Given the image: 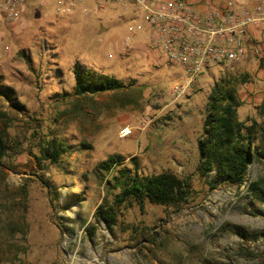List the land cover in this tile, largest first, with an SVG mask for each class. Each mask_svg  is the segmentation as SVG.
<instances>
[{
	"label": "rangeland",
	"instance_id": "obj_1",
	"mask_svg": "<svg viewBox=\"0 0 264 264\" xmlns=\"http://www.w3.org/2000/svg\"><path fill=\"white\" fill-rule=\"evenodd\" d=\"M84 5L87 16H61L48 4L0 23V134L8 146L0 162V264H263L264 217L249 204L248 186L264 179V155L243 183L210 189L197 171V141L216 85L237 92L240 121L256 123L259 135L264 129V25L256 32L258 55L231 68L210 66L174 97L171 88L186 75L143 39H124L134 13ZM75 62L123 87L76 96ZM258 134L255 146L264 150ZM49 138L66 146L53 165L40 159ZM111 155L121 164L102 172L97 164ZM119 170L138 177L171 172L187 182L186 201L115 206V179L125 178ZM99 205L113 208L114 225L95 220ZM226 225L251 236L221 229Z\"/></svg>",
	"mask_w": 264,
	"mask_h": 264
},
{
	"label": "built area",
	"instance_id": "obj_2",
	"mask_svg": "<svg viewBox=\"0 0 264 264\" xmlns=\"http://www.w3.org/2000/svg\"><path fill=\"white\" fill-rule=\"evenodd\" d=\"M85 0H0V23H16L31 8L52 4L58 15L79 10L86 16ZM99 9L110 3L131 11L124 39L142 38L148 50L157 49L183 69L186 79L171 88L174 97L188 92L210 66L231 68L248 54L258 55L257 30L264 25V0H91ZM35 6V7H34ZM139 12V16H136ZM130 134L128 128L120 137ZM78 256L73 254L72 262ZM76 261V262H74Z\"/></svg>",
	"mask_w": 264,
	"mask_h": 264
},
{
	"label": "trees",
	"instance_id": "obj_3",
	"mask_svg": "<svg viewBox=\"0 0 264 264\" xmlns=\"http://www.w3.org/2000/svg\"><path fill=\"white\" fill-rule=\"evenodd\" d=\"M73 93L79 97L98 95L108 91H116L123 84L106 75L85 68L78 62L72 67ZM247 76L244 77L246 80ZM242 105L237 92L224 84L216 85L209 96L206 115L203 123V133L197 141L198 164L197 171L206 177V184L210 189L219 185L241 184L249 165L264 155L261 147L255 146L257 138L256 123L247 125L238 118V108ZM264 117V107L261 110ZM264 146V129L258 134ZM8 150L5 138L0 134V162L6 157ZM66 151L63 142L49 138L44 141L40 149V159L56 164L60 156ZM40 160V161H41ZM121 157L111 155L97 164L102 172L109 173L121 164ZM119 175L125 177L122 181L115 179L116 187L120 189L114 199L115 206H120L125 200L131 199L141 206L144 201L160 206H179L186 201L187 182L180 180L171 172H163L145 177L136 174L129 176L125 171L119 170ZM207 177H210L207 180ZM249 204L254 213L264 217V179L258 178L248 186ZM113 208L99 205L96 208L95 220L107 226L115 223ZM223 230H230L233 234L247 239L251 234L240 226L226 225ZM264 238V232L260 233ZM264 264V262H263Z\"/></svg>",
	"mask_w": 264,
	"mask_h": 264
},
{
	"label": "bare ground",
	"instance_id": "obj_4",
	"mask_svg": "<svg viewBox=\"0 0 264 264\" xmlns=\"http://www.w3.org/2000/svg\"><path fill=\"white\" fill-rule=\"evenodd\" d=\"M214 196H212L211 200H214L216 198L217 194H213ZM218 196V195H217ZM223 197V196H222Z\"/></svg>",
	"mask_w": 264,
	"mask_h": 264
},
{
	"label": "crops",
	"instance_id": "obj_5",
	"mask_svg": "<svg viewBox=\"0 0 264 264\" xmlns=\"http://www.w3.org/2000/svg\"><path fill=\"white\" fill-rule=\"evenodd\" d=\"M255 35H256V36H259L258 33H255ZM138 39H142V38L140 37V38H138Z\"/></svg>",
	"mask_w": 264,
	"mask_h": 264
}]
</instances>
